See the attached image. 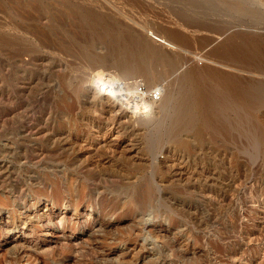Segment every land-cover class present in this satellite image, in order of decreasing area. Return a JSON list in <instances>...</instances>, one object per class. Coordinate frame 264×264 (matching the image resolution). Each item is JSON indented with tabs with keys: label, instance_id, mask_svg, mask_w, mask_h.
<instances>
[{
	"label": "rangeland",
	"instance_id": "rangeland-1",
	"mask_svg": "<svg viewBox=\"0 0 264 264\" xmlns=\"http://www.w3.org/2000/svg\"><path fill=\"white\" fill-rule=\"evenodd\" d=\"M263 212L264 0H0V264H264Z\"/></svg>",
	"mask_w": 264,
	"mask_h": 264
},
{
	"label": "bare ground",
	"instance_id": "bare-ground-1",
	"mask_svg": "<svg viewBox=\"0 0 264 264\" xmlns=\"http://www.w3.org/2000/svg\"><path fill=\"white\" fill-rule=\"evenodd\" d=\"M104 76L105 75H103L102 77ZM100 77L101 75L97 74L95 79H97L100 82L96 92L97 94L100 95L101 100L111 103L118 102L119 103L118 107L120 106L122 112L124 111L125 113H129L130 115L133 116H137V114H143L149 112V110H151L158 103V101L164 98V90L162 88H157L154 91H150L147 88L141 89L138 87L136 88L134 86L135 88L131 87L130 89L122 85L123 87L128 89L126 90L123 89L119 83H115L116 82L115 79H114L115 82L108 81L104 83L102 82ZM106 78H108V76ZM110 78L111 80H113L112 77ZM94 83L97 84L98 82L94 80ZM128 84H130V86H133L131 85V83Z\"/></svg>",
	"mask_w": 264,
	"mask_h": 264
}]
</instances>
